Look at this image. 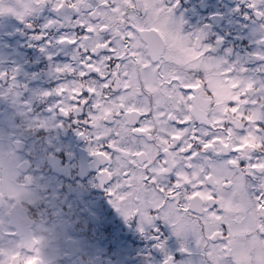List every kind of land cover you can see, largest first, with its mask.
Masks as SVG:
<instances>
[{"label":"snow or ice","instance_id":"snow-or-ice-1","mask_svg":"<svg viewBox=\"0 0 264 264\" xmlns=\"http://www.w3.org/2000/svg\"><path fill=\"white\" fill-rule=\"evenodd\" d=\"M49 3L75 14L65 19L78 35L57 41L76 48L74 64L55 69L69 82L43 97L60 98L50 112L84 117L75 123L95 145L112 206L126 220L163 219L177 237L192 235L203 264H264V88L251 99L253 83L229 78L199 36L181 35L163 0H15V8L0 0V15L23 22ZM17 87L13 75L5 98L15 100Z\"/></svg>","mask_w":264,"mask_h":264},{"label":"flooded vegetation","instance_id":"flooded-vegetation-1","mask_svg":"<svg viewBox=\"0 0 264 264\" xmlns=\"http://www.w3.org/2000/svg\"><path fill=\"white\" fill-rule=\"evenodd\" d=\"M249 3L250 0H163L164 6L172 9V16L180 25L179 29L188 32L191 38L199 36L201 48L209 49L205 55L222 62L221 67L225 71L231 69L229 78L252 82L256 94L251 99L259 101V90L264 88V59L258 58L264 56V43H261L264 41V18L258 17L256 11H264V4L252 9ZM8 15L11 19L9 34L17 36V41L24 46L20 67L32 70L35 74H48L50 71L48 77L51 80L58 78L55 69L68 62V49L75 47L58 46L56 41L65 36L72 38L78 35V30L67 25L62 27L63 14L54 11L51 3L25 17L23 22L17 20L15 15ZM50 21H55L56 26L46 28L45 25ZM3 27L4 25H0V29ZM37 36L41 39H34ZM0 49L1 52V46ZM13 54L14 51L10 56ZM6 68H12L11 64L0 58V73L8 74ZM19 78L20 76L15 77ZM35 92L44 93L46 90L38 87ZM29 97L30 93L26 91L21 96V104H18L30 116L33 113L31 107L23 105ZM6 104L7 100L0 98V120ZM35 106H39L38 101H35ZM53 106L48 108L45 105V108L38 107L36 110V113L41 111L38 114L42 115V120L38 121L44 123V126L38 128L35 136L24 138L11 132L18 139H13L12 143L14 151L21 157L18 159L20 164L31 163V153L37 143L43 145L49 156L44 166L36 169L40 177L52 182L51 188L43 194L39 214L73 216L77 222L83 219L87 225V240L97 245L98 252L83 245L84 253L75 264H116L115 261L112 262L110 255L113 245L109 236L113 235L110 230L114 232L116 229L126 235L125 241H130L133 252V257L125 259L123 264H164L169 256L173 258V264L179 261L182 251L176 249V235L163 219L154 220L149 224L151 227L145 230L136 233L131 231L139 218L126 220L110 203L107 186L100 185L98 175L101 166L89 149V145H95L89 141L85 143L86 140L79 135L85 129L75 123L77 119L82 120L84 117H62L58 112L49 111ZM50 113L53 114L52 118L48 116ZM49 123L54 132L47 131ZM3 125L5 130V120ZM45 137L46 142L43 139ZM71 145L74 146L73 149ZM66 154L72 157L68 164ZM76 160L77 164L73 162ZM102 233L104 238L101 237ZM128 236L131 238H127ZM181 254L182 260L183 254L187 253Z\"/></svg>","mask_w":264,"mask_h":264},{"label":"clouds","instance_id":"clouds-1","mask_svg":"<svg viewBox=\"0 0 264 264\" xmlns=\"http://www.w3.org/2000/svg\"><path fill=\"white\" fill-rule=\"evenodd\" d=\"M10 99L13 112L4 117L6 127L0 135V260L8 261L10 255L18 253V264L33 255L41 264H75L84 253L82 241L89 229L83 219L77 222L73 216L39 214L43 194L52 182L40 177L36 169L43 167L49 156L37 143L31 163H19L11 132L31 138L38 127L18 102ZM46 128L54 132L51 123Z\"/></svg>","mask_w":264,"mask_h":264},{"label":"rangeland","instance_id":"rangeland-1","mask_svg":"<svg viewBox=\"0 0 264 264\" xmlns=\"http://www.w3.org/2000/svg\"><path fill=\"white\" fill-rule=\"evenodd\" d=\"M4 6L15 8L16 7L15 0H4ZM51 6L53 7L52 4H51ZM17 10L19 11L18 8H17ZM74 15H75L74 13L63 14V17L61 18V23L63 25H67V21L65 19V16H68L69 18H71ZM171 19H172L173 25L179 28L180 25H178L176 23L175 18L172 15H171ZM10 22H11V19L9 18L8 14L0 15V25H4V27L2 29H0V46L2 47V51L0 52V58H3L4 60H6L7 63H10L12 66V68H6V71L8 72L7 75L9 77V80L0 81V98H5L2 94L5 93V91H6L5 85L10 82V78L13 75L15 77L20 76L19 79H15V84L18 85V87L15 90L16 93H18V96H16L15 101L21 104V100H22L21 96H23L24 93L26 91H28L30 93V97L27 98L26 101H24L23 105L26 107H31L33 113H32V115H30V117L32 120L38 121L42 118V115L38 114L41 111H38L36 113V110L38 109V107H39V109H42V108H45V105H47V107L49 108V107H52L54 104H56V102L58 100H60V98L55 97V96L43 97V94L46 92L52 93L56 88H59L61 85L65 84V83H68L69 79L58 77V78L51 80L48 77V75L51 73L50 71H48V74H35L32 70H27L26 68L22 69L20 67V63H21L22 57L24 55V51H23L24 46L21 44V42L17 41V39H18L17 36H15L13 34H9V32H10L9 30L11 27ZM180 33H181V35L189 36L188 32L180 30ZM57 45L60 46L58 43H57ZM12 51H14V54H13V56H10V53ZM75 52H76V48L75 49H71V48L68 49V52H67L68 53V58H67L68 62L64 65L74 64L73 57L75 55ZM2 53H6V54H2ZM71 54H72V56H71ZM45 76H47V77H45ZM38 87H41L42 89L46 90V92H44V93L37 92L36 93L35 89ZM10 97L11 96H9L8 98H5L7 100V104L2 110V119L0 120V131H3V132H4V130H3L4 117L6 115H10L13 111V109L10 107V105L13 103V100L10 99ZM35 101H38L39 106H35ZM48 116L50 118H52L53 114L50 113ZM13 133H15V132H13ZM2 134L3 133L0 132V135H2ZM11 136H12V142H13V139H16V141H18L17 137H15L13 134H11ZM15 142H14V144H15ZM86 142L87 141H85V143ZM71 147H72V149L74 148L73 145H71ZM90 148H91V145H89V149ZM16 155H17L18 159L21 158L19 156V154L16 153ZM65 158L67 160V164L72 159L70 154H66ZM60 159H62V158L60 157ZM73 162L77 164V160L73 161ZM21 163H23V162H21ZM147 227H151V226H149L148 223L142 222L139 219V222L137 220L136 226L131 227V231L133 233H136L138 231L147 229ZM110 233H113L112 236L109 235L110 236V242L113 245L112 246L113 248L110 250L112 262L115 261L116 264H123L125 259H127L129 257H133V252H132L131 247H130V241H125L126 235L122 232L119 233L117 229L114 232L112 230H110ZM101 237L104 238L103 233H102ZM127 238H131V236H128ZM145 238H146V236H145ZM82 243H83V245H85V247L93 249L96 252H98L97 245H95L94 242L88 241L87 238L85 240H83ZM175 245H176L177 250L178 249L181 250V247H182L181 245H183V247L187 248V250H188L186 252L187 254H183L184 258L182 260H181V256H182L181 253L182 252H180L181 256L178 258L179 261H177L175 264H203V262L206 260V257L203 255L202 251L197 248L196 243H195V237H193L192 235H188L187 237H184V238L176 236Z\"/></svg>","mask_w":264,"mask_h":264}]
</instances>
